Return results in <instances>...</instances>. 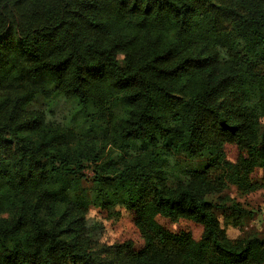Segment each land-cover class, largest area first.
Wrapping results in <instances>:
<instances>
[{"label":"trees","instance_id":"1","mask_svg":"<svg viewBox=\"0 0 264 264\" xmlns=\"http://www.w3.org/2000/svg\"><path fill=\"white\" fill-rule=\"evenodd\" d=\"M175 155L206 160L170 183ZM88 165L92 204L123 205L142 248L89 238ZM231 186L264 189V0H0V264H264V238L230 240L208 201Z\"/></svg>","mask_w":264,"mask_h":264},{"label":"rangeland","instance_id":"2","mask_svg":"<svg viewBox=\"0 0 264 264\" xmlns=\"http://www.w3.org/2000/svg\"><path fill=\"white\" fill-rule=\"evenodd\" d=\"M123 55H120V63L124 65ZM36 108L47 113L49 120L63 126H74L77 123H86L85 113L80 112L76 102L65 99H57L53 102L39 98L35 102ZM105 153L111 155L112 150L108 148ZM228 157L236 159L238 151L235 147H227ZM117 161V155L114 158ZM206 159L190 160L183 155H175L167 161V176L170 183L182 178L183 172L189 169H202ZM84 183L77 196L84 202L91 203L90 210L86 216V227L89 238L98 249L110 248L128 241L134 243L136 249L143 246V240L134 226L133 216L128 213L121 204H116L110 211L97 208L92 203L96 199L95 185L93 183V169L88 165L84 171ZM259 177V175H257ZM213 204L215 213L220 220L230 240H237L247 237L264 238V189L248 195L238 193L235 187L231 186L224 193L218 196L208 197ZM233 205H240L241 209L249 215L242 221L240 226H233L229 218ZM158 222L167 230L179 233L182 231L191 232L196 240L202 235V229L188 221H180L173 224L163 218Z\"/></svg>","mask_w":264,"mask_h":264}]
</instances>
